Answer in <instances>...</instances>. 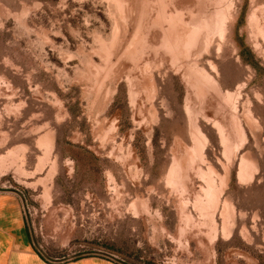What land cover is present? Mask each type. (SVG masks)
<instances>
[{"label": "rangeland", "instance_id": "374dc122", "mask_svg": "<svg viewBox=\"0 0 264 264\" xmlns=\"http://www.w3.org/2000/svg\"><path fill=\"white\" fill-rule=\"evenodd\" d=\"M0 191L52 263L264 264V0H0Z\"/></svg>", "mask_w": 264, "mask_h": 264}, {"label": "crops", "instance_id": "0c3cea01", "mask_svg": "<svg viewBox=\"0 0 264 264\" xmlns=\"http://www.w3.org/2000/svg\"><path fill=\"white\" fill-rule=\"evenodd\" d=\"M21 197L0 191V264H118L100 256L83 255L52 263L33 247L21 212Z\"/></svg>", "mask_w": 264, "mask_h": 264}, {"label": "bare ground", "instance_id": "6f19581e", "mask_svg": "<svg viewBox=\"0 0 264 264\" xmlns=\"http://www.w3.org/2000/svg\"><path fill=\"white\" fill-rule=\"evenodd\" d=\"M194 120V119H193ZM195 129V128H194Z\"/></svg>", "mask_w": 264, "mask_h": 264}]
</instances>
